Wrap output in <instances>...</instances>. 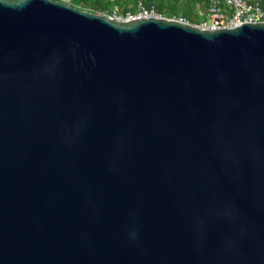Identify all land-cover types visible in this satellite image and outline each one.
I'll list each match as a JSON object with an SVG mask.
<instances>
[{
	"label": "water",
	"instance_id": "95a60500",
	"mask_svg": "<svg viewBox=\"0 0 264 264\" xmlns=\"http://www.w3.org/2000/svg\"><path fill=\"white\" fill-rule=\"evenodd\" d=\"M0 264H264V21L0 0Z\"/></svg>",
	"mask_w": 264,
	"mask_h": 264
},
{
	"label": "built area",
	"instance_id": "2783aa9c",
	"mask_svg": "<svg viewBox=\"0 0 264 264\" xmlns=\"http://www.w3.org/2000/svg\"><path fill=\"white\" fill-rule=\"evenodd\" d=\"M103 14L116 20L165 17L154 6L146 7L142 2L137 3L134 11H113L111 14ZM172 19L188 22L183 17H173ZM260 21H264V9L253 0H208L206 17L199 24L195 25L203 29H217L235 27L244 22Z\"/></svg>",
	"mask_w": 264,
	"mask_h": 264
},
{
	"label": "trees",
	"instance_id": "16d2710c",
	"mask_svg": "<svg viewBox=\"0 0 264 264\" xmlns=\"http://www.w3.org/2000/svg\"><path fill=\"white\" fill-rule=\"evenodd\" d=\"M253 1L264 9V0ZM138 2H142L146 7L154 6L165 17H183L194 25L199 24L206 17L208 9V0H68V3L75 7L102 14H111L113 11H134Z\"/></svg>",
	"mask_w": 264,
	"mask_h": 264
},
{
	"label": "rangeland",
	"instance_id": "374dc122",
	"mask_svg": "<svg viewBox=\"0 0 264 264\" xmlns=\"http://www.w3.org/2000/svg\"><path fill=\"white\" fill-rule=\"evenodd\" d=\"M63 1L68 2V0H63ZM118 9H119V8H118ZM115 10H117V9L115 8Z\"/></svg>",
	"mask_w": 264,
	"mask_h": 264
}]
</instances>
